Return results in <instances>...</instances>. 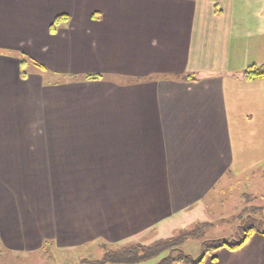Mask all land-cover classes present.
Instances as JSON below:
<instances>
[{
	"label": "crops",
	"instance_id": "obj_1",
	"mask_svg": "<svg viewBox=\"0 0 264 264\" xmlns=\"http://www.w3.org/2000/svg\"><path fill=\"white\" fill-rule=\"evenodd\" d=\"M6 49L38 70L21 79L0 53L5 251L93 241L103 255L250 207L264 79L241 75L264 65V0H0ZM203 264H264V236Z\"/></svg>",
	"mask_w": 264,
	"mask_h": 264
},
{
	"label": "trees",
	"instance_id": "obj_2",
	"mask_svg": "<svg viewBox=\"0 0 264 264\" xmlns=\"http://www.w3.org/2000/svg\"><path fill=\"white\" fill-rule=\"evenodd\" d=\"M64 21H68L67 17H56L50 26V33H54L57 30V27ZM24 64L25 61H20L19 76L21 79L26 78V73L23 71ZM98 79H100V76L97 75H89L85 77V80L87 81H96ZM241 79L246 82H255L264 79V65L259 67L252 66L248 68L241 75ZM185 80L196 81V79L190 77H186ZM262 179L264 180V170ZM251 198L254 199V197L251 196L249 201L252 200ZM251 210L256 212L261 209L246 207L241 211L237 218H235L236 220L240 219L241 225L239 229H241L242 233L244 234L239 240L226 238L205 241V229L212 224L198 223L194 230H181L175 237L158 240L149 245L132 243L130 245L128 244L127 246L125 245L116 249L107 248L104 249V254L100 259L94 261L83 260L82 262L85 264H144L166 254L165 257L161 258L154 264H203L207 256L212 255L216 251L222 249L228 251H237L241 249L246 244L249 237L253 234L264 236V229H262L260 225L248 223L250 216L246 213H250ZM192 242H201L202 244V251L196 257L186 254L183 251L185 244ZM1 249L2 245L0 242V250Z\"/></svg>",
	"mask_w": 264,
	"mask_h": 264
},
{
	"label": "rangeland",
	"instance_id": "obj_3",
	"mask_svg": "<svg viewBox=\"0 0 264 264\" xmlns=\"http://www.w3.org/2000/svg\"><path fill=\"white\" fill-rule=\"evenodd\" d=\"M0 53L6 54V56L10 57H18L22 61H26V64L23 66V71L26 74H34L37 72L36 65L25 57V55L22 53V51H15V50H0ZM257 173V169L254 170ZM256 174L252 175L251 177V184L248 189L249 194L254 197L251 201H249L247 204L250 206V208H260L259 211H252L249 213L250 216L248 219L249 222L253 225L258 224L262 229H264V191L258 190L260 188V182L263 184L264 187V180L261 179L259 182V177L255 176ZM42 186V184H41ZM43 188V187H42ZM246 205V206H247ZM247 211V210H246ZM249 211V210H248ZM228 216L225 215V217ZM225 222L222 223H213L211 226H208L205 229V241H211L216 239H233V240H239L241 237H243V233L241 229H239L241 222L240 219L236 220L235 218H225ZM184 222V220H183ZM184 225H186L184 227ZM195 225H192L191 223L185 224V222L182 224L181 228L186 231H191L195 229ZM249 225V224H248ZM173 229H176V225L172 227L170 231ZM170 233V232H169ZM167 228L161 229L160 232L154 233L151 240H144V242H139V244H145L149 245L150 243H153L158 240H162L169 235ZM171 237H175L178 234V231L172 232ZM168 239V238H167ZM188 244V243H187ZM185 244L183 247L184 251L186 253H197L202 251V244L201 242L196 243H190ZM54 242H45L42 245V248L39 249L37 252L26 254L23 252H17L10 253L5 251L4 249L0 250V264H85L82 261L88 260L93 261L97 260L101 257L103 250H94L95 247H97V243L95 242H88L85 244H82L80 248H76L72 250H68V248H64L61 250H58L55 246ZM130 245V244H129ZM127 246V245H126ZM121 247V246H120ZM119 248L117 246H110L109 249H116ZM94 250V251H93ZM166 255V254H165ZM165 255L161 256L160 258H157L151 262L144 263V264H154L158 262L161 258L165 257Z\"/></svg>",
	"mask_w": 264,
	"mask_h": 264
}]
</instances>
